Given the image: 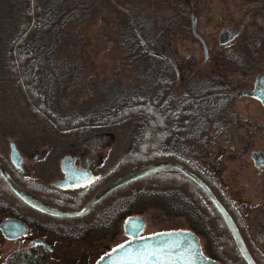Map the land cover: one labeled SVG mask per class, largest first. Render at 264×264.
<instances>
[{"label":"rangeland","instance_id":"rangeland-1","mask_svg":"<svg viewBox=\"0 0 264 264\" xmlns=\"http://www.w3.org/2000/svg\"><path fill=\"white\" fill-rule=\"evenodd\" d=\"M8 1L0 0V58H4L1 52L8 51L5 44L10 43L22 25L21 12L17 14L16 10L8 18V8L13 4ZM59 3L65 5L70 15L60 30L61 44L55 62L61 68L64 65L63 70L74 63L79 68L73 77L64 71L60 74L66 86L59 99L62 106L80 108L89 102L97 103L102 89L106 90V96H113L115 93L121 95L119 89L123 88L125 95L130 97L134 94L146 96L157 87L152 83L158 70L154 60L158 59L146 55L143 60H135L137 54L133 42L140 50L143 46L134 31L123 24L124 16L129 14L141 36L162 45L164 54L175 63L174 78L161 84L166 106L172 101L179 103L176 98L182 91L189 97L212 94L217 89L223 91L215 101H207L201 110L200 103L194 108L190 126L180 137L178 151L190 153L192 161L216 185L220 199L239 218L248 205L251 209L252 204L261 202L264 169L259 171L254 166L251 152L264 151V107L252 98L233 95V91L251 88L256 76L264 72V0H60ZM15 5L19 11L23 6L20 3ZM193 16L196 31L208 47L207 56L202 42L193 33ZM225 29L239 30L240 35L227 44H220L219 35ZM44 40L51 42V39ZM148 59L153 62L151 67L146 62ZM1 74L3 83L0 86L7 91L0 90V150L9 167L14 168L17 174L26 175L28 172L26 177L35 182L42 179L46 183L57 181L62 178V173L60 167L53 170L52 162L59 163L72 150L84 151L85 144L90 140L86 138L88 133L58 134L46 122L27 114L21 100L14 92L8 91V74ZM82 84L85 88L80 90ZM104 132L105 138L100 137V141L92 139L93 143L87 146L88 153L83 154V160L88 157L96 162V157L90 155V148L102 143L103 148L98 154H102V158L96 163L97 179L117 166L129 151L134 137L131 127H116ZM17 142L23 146L21 151L26 158L21 167H16L10 159L11 145L14 143L18 148ZM59 147L61 150H58ZM48 152L51 155L47 157ZM168 180L167 183H174L176 177H169ZM186 186L191 187L189 184ZM96 189L81 198L79 207L89 200ZM2 200L0 197V220L17 210L25 215L31 214L30 210L28 212L19 204L6 200V204L13 207L7 212ZM107 204L103 202L88 213L81 225L96 227L91 235L81 237L83 241L78 243L71 238L78 239L75 236L84 229L63 234L61 230L67 226L66 222L57 226L55 222L46 221L45 225L53 228L33 226L31 238L8 241L0 238V264L12 251L31 245L35 239H41L52 247L46 264H96L117 245L129 240L123 225L127 218L135 215L146 219L142 236L194 230L189 216L155 206L140 210L133 207L127 211L119 206L115 229L111 225L102 227L100 215ZM256 220L257 213H254L252 222ZM57 227L61 232L56 230ZM207 228L203 231L196 226L204 254L221 264H228L224 261L226 257L221 239L208 236L211 232Z\"/></svg>","mask_w":264,"mask_h":264},{"label":"trees","instance_id":"trees-1","mask_svg":"<svg viewBox=\"0 0 264 264\" xmlns=\"http://www.w3.org/2000/svg\"><path fill=\"white\" fill-rule=\"evenodd\" d=\"M59 1H8L10 4L13 3L11 4L12 7L8 8V18L17 10V14L20 12L22 14L20 19L22 25L10 43H4L6 46L8 45V51L1 52L4 58H0V83H3L1 73L8 74V91L14 92L18 100H21L27 114L46 122L58 134L81 132L88 133V136L94 133L103 135L104 130H111L116 127H131L134 133L132 145L129 151L119 160L117 166L103 179V181H106L105 183L118 175L147 164L162 160H173L185 165L200 176L219 197L215 188L216 185L211 182V178L192 161L189 152L178 151V144L181 135H184L190 126L194 108L200 103L199 110H201L207 101H215L223 91L217 89L215 93H204L196 97H189L188 93L182 91L176 98L179 103L172 101L166 106L164 87L161 84L174 78L173 69L175 67L158 54H152L144 48L140 50L133 42L134 52L137 54L135 60H143L146 55L158 59V61L154 60V66L158 70L152 83H155L154 87L157 86L156 88H153L146 96H136L134 94L130 97L127 94L125 95L126 90L123 88L119 89L121 95L115 93L113 96H106V90L102 89L99 92L101 99H98L97 103L92 104V102H89L80 108L62 106L59 99L63 95L66 86L64 85L65 79L60 74L64 71L73 77L78 73L79 68L74 63L63 70L64 65L61 68L55 62L56 52L61 44L60 30L63 23L67 21L68 15H70L66 12L65 5L60 4ZM15 3L23 5L20 11ZM2 13L4 12L2 11ZM124 17L125 23L123 24L133 30L131 16L128 14ZM1 26L2 22L0 21V30ZM42 36H44V39H51V42L48 43L49 40L41 39ZM147 45L160 53H164V47L156 44L151 39L147 41ZM146 62L150 64L149 67L153 64L150 59ZM85 84H82L83 87L80 90L85 88ZM0 90L7 91L4 86H0ZM0 161L19 184L48 203L75 210L85 205L79 207L80 202H82L81 197L72 198L69 195L58 193L30 180L26 175L17 174L14 168L9 167L1 150ZM173 176L176 177L174 183H167L168 178ZM108 177L109 179L112 178L109 180ZM188 184L191 185L190 188L186 186ZM0 197L9 203L19 204L28 212L30 210L32 213H38L28 208L16 196L1 176ZM103 202H108V204L102 214H108L111 220L112 218L115 220L119 206H122L121 210L125 211L133 207L140 210V208L146 206H155L162 210L166 209L168 212L189 216L188 219L194 226L192 232L198 234L196 226L203 231H207V227H209L211 234H208V236L214 235L221 239L223 254L226 257L224 261L228 264H247L243 260L226 223L209 197L196 183L180 172H159L124 185L109 194L97 206L103 204ZM223 204L230 211L243 234L241 218L236 216L226 203L223 202ZM190 210L193 211V214ZM88 215L61 220L66 223L82 224ZM247 245L257 263L264 264V260L258 257L256 251L251 248L248 242ZM48 254L49 251L44 246L31 244L12 251L3 264H46Z\"/></svg>","mask_w":264,"mask_h":264},{"label":"water","instance_id":"water-1","mask_svg":"<svg viewBox=\"0 0 264 264\" xmlns=\"http://www.w3.org/2000/svg\"><path fill=\"white\" fill-rule=\"evenodd\" d=\"M131 23L138 40L141 43H144L145 40L140 35L139 30L134 26V22L132 21ZM193 29L194 32H196L194 24ZM239 35V30L225 29L219 35V43L227 44L233 41ZM202 42L207 56L208 47L203 39ZM151 52H155V50L153 49L151 50ZM161 55L166 58L170 62V64H172V66L175 67V63L170 57L166 56L165 54ZM236 93L256 96L260 98L264 103V76L258 77L255 90L248 92L237 90ZM252 158L256 166L264 163V153L256 152L252 155ZM10 159L16 167H21L22 163L26 160V158L20 153L19 149L14 143L10 148ZM259 159H261L260 162H258ZM61 168L64 172V178L55 183V185L59 187L66 188L83 185L90 182L94 178V175L89 168L81 169L76 165V157L74 156H65L61 161ZM164 171L180 172L190 180H192L194 183H196L209 197V199L223 218L243 260L247 264H258L253 257L236 220L223 204V202L219 199L214 190L200 176L177 161H157L118 175L101 186L99 190L92 196V198L81 209L78 210L61 208L41 199L25 187H23L21 184H19L10 174V172L5 168L4 164L0 161V176L7 182L13 193L23 203L37 212L60 219H73L85 216L96 204H98L102 199H104L106 196H108L118 188L141 180L150 175ZM19 222L21 221L8 220V223L7 221H5L0 225V229L4 231V234L8 236L9 239H17L21 236L27 235L28 229L26 224H24L23 222L22 224H20ZM5 226L8 227V231L5 230ZM145 226L146 219L144 216L132 217L127 219L125 222L126 234L134 237V239L121 244L123 245V247L121 248L115 247L96 264H133L130 259L125 258V253H127L130 249L133 250V253H135L137 250L146 247L152 248L171 245H177L178 247L165 248V251L171 254L172 259L164 261V264H221L218 261L208 258L204 254L199 237L194 232L186 230H176L158 232L151 235L138 237L140 233L144 231ZM19 230L20 232L18 233L17 231ZM33 242L36 244H41L50 250L52 249L49 244L41 239H35L33 240ZM148 264H159V261H149Z\"/></svg>","mask_w":264,"mask_h":264},{"label":"flooded vegetation","instance_id":"flooded-vegetation-1","mask_svg":"<svg viewBox=\"0 0 264 264\" xmlns=\"http://www.w3.org/2000/svg\"><path fill=\"white\" fill-rule=\"evenodd\" d=\"M132 22V21H131ZM134 22V21H133ZM192 22H193V24L195 25V17L193 16L192 17ZM192 24V25H193ZM131 25H132V23H131ZM134 26H135V24H134ZM133 27V26H132ZM136 27V26H135ZM193 27V26H192ZM137 28V27H136ZM138 29V28H137ZM196 29V28H195ZM135 33V32H134ZM139 33H140V31H139ZM193 33L198 37V39L202 42V38H201V36L200 35H198V33H197V31L196 32H194V29H193ZM141 35V34H140ZM135 36H136V34H135ZM137 37V36H136ZM137 40H138V38H137ZM145 40V42L144 43H141L139 40H138V42H139V44H141L142 46H143V48L145 49V50H147V51H149L150 53H152V54H158L159 56H161V57H163L161 54H164L163 52H158V51H156V49H154L155 50V52H151V50H153L150 46H148L147 45V40L146 39H144ZM202 44H203V42H202ZM203 47H204V45H203ZM204 50H205V48H204ZM205 54H206V52H205ZM166 55V54H165ZM166 56H168V55H166ZM169 57V56H168ZM164 58V57H163ZM207 58V57H206ZM166 59V58H165ZM259 76H264V72L263 73H260V74H258L257 76H256V78H255V80H254V84H253V86L251 87V88H249V89H242L241 91H243V92H248V91H253V90H255V88H256V81H257V79H258V77ZM236 91L237 90H234L233 91V95H242V96H244V97H247V98H252V99H254V100H256V101H258L263 107H264V103L262 102V100L260 99V98H258V97H256V96H251V95H246V94H237L236 93ZM100 137H103V138H105V136H104V134L103 135H101V134H98V133H94V134H91V136L89 137H86V138H88V139H90L89 141H87V143L85 144V150L84 151H80L79 152V150L78 149H75V150H72L71 152H69V153H67V154H65L62 158H61V160H60V162L58 163V162H56L55 163V161H51L52 162V166H53V170L55 169V171H56V169H59V167H60V171H61V173H62V178H60V179H58L57 181H60V180H62L63 178H64V172L62 171V168H61V161H62V159L65 157V156H68V155H70V156H74V157H76V165L79 167V168H81V169H84V168H89L91 171H92V173H93V180H91L90 182H88V183H85V184H83V185H79V186H75V187H66V188H63V187H59V186H56L55 185V183L57 182V181H50V183H46L45 182V180L44 179H42L40 182H38V183H40L43 187H45V188H48V189H50V190H54V191H56V192H58V193H63V194H65V195H69V196H71L72 198H76V197H81V198H85L86 197V195L87 196H89V194H90V192H92L93 190H94V188H97L93 193H92V196L99 190V188L101 187V186H103L105 183L104 182H102L103 181V179L106 177V175L108 174V172L105 174V176H101V178H99V179H97V164L96 163H99V158H102V154L101 155H98L99 154V152L102 150V148H103V146L101 147V145H102V143H100L99 142V146L98 147H95L94 145H92L91 146V148H90V155H92V156H95L96 158H94V160L96 161V162H93V161H91L88 157H86V158H84L85 160H83V154H87L88 152H87V150L89 149V147H87V146H89V144H92L93 143V140L92 139H97V141H100ZM17 145H18V149H19V151H20V153L23 155V153H22V151L21 150H24L23 149V146H21V144L20 143H18L17 142ZM64 147H65V143H64ZM21 148V149H20ZM107 149V147L105 148V150ZM58 150H61V148L59 147L58 148ZM64 150H62V151H60V152H63ZM256 152H259V153H264V151H252L251 152V159H252V161H253V163H254V166L259 170V171H261L262 169H264V163H262V164H260L259 166H256V164H255V162H254V160H253V158H252V155L254 154V153H256ZM50 154V152H48V155H47V157L48 156H50L49 155ZM53 155V154H52ZM24 156V155H23ZM36 157H38V155L36 156ZM107 157V156H106ZM47 161V159L45 160V161H42V163H45ZM261 161V159H259V161L258 162H260ZM25 162V161H24ZM24 162L22 163V164H24ZM95 168H94V167ZM56 167H58V168H56ZM26 175H29L28 174V172H26ZM71 193H75V194H71ZM92 196L90 197V199L92 198ZM108 196H106L104 199H102L99 203H101L102 201H104L106 198H107ZM89 199V200H90ZM4 200V199H3ZM2 200V201H3ZM88 200V201H89ZM87 201V202H88ZM4 202V205L6 206V207H4V209H6V211L8 212V211H12V205L10 204L9 206H8V204H6V200H4L3 201ZM86 202V203H87ZM85 203V204H86ZM25 204V203H24ZM28 206V205H27ZM97 206V204L94 206V207H96ZM249 206L250 205H248V207H247V209L246 210H242V212H241V222H242V227H243V234H244V239H245V241H247L248 242V244L251 246V248L253 249V250H255L256 251V253H257V255H258V257L259 258H261L262 260H264V194H263V197H262V200H261V202H258V203H256V204H252V208L250 209L249 208ZM93 207V208H94ZM251 207V206H250ZM28 208H30L29 206H28ZM82 208V207H81ZM80 208V209H81ZM93 208L91 209V211L93 210ZM72 210H75V209H72ZM18 211V212H17ZM16 212H14V211H12L13 213L11 214V216H5L4 218H2L1 220H0V225L1 224H3L5 221H7V223H8V220H19V221H21V222H19L20 224H22V222L24 223V224H26V226H27V229H28V234L27 235H24V236H21V237H27V238H31V227H33V226H37V225H41V226H44V227H49V228H53V227H51V225H45V223H46V221L48 222V223H50V222H55L56 223V225L57 226H61V225H64L63 223H65V222H63L60 218H54V217H51V216H48V215H46V214H43V213H40V212H38V213H32L31 212V214H34L35 216H33V215H31V214H29V215H25L26 213H23L22 211H19V210H17ZM90 211V212H91ZM90 212H88V213H90ZM87 213V214H88ZM254 213H257V220H256V222L255 223H253L252 222V217H253V215H254ZM86 214V215H87ZM117 215V214H116ZM138 216H141V215H135V216H131V217H129V218H132V217H138ZM102 219H103V223H102V227H104L105 225H111L114 229H115V225H116V222H115V220H114V218H112V220L110 219V216L108 215V214H102L101 216H100ZM129 218H127V219H129ZM111 220V221H110ZM50 221V222H49ZM126 222V221H125ZM125 222H124V225H123V231H124V234L126 235V236H128V238H129V240H132V239H134V237H131V236H129L128 234H126V228H125ZM8 225V224H7ZM67 226L66 227H64L61 231L63 232V234H68L69 232H71V231H75V230H77V229H84V231L83 232H79L75 237H78V239H72L71 238V240H73V241H77V243L78 242H81V241H83V240H81L82 238L81 237H83V236H86L87 234H89V235H91L92 234V232H93V230H94V228L96 227V226H92V225H90V224H85L84 226H86V227H84V226H82L81 224H75V223H72V222H68V224H66ZM89 225V226H88ZM12 226H13V224H12ZM6 227V231H8V227L7 226H5ZM83 227V228H82ZM57 231H59V232H61L60 231V227H57V229H56ZM145 230V229H144ZM18 233L20 232V230L19 231H17ZM23 232H24V230H23ZM144 232V231H143ZM143 232L142 233H140V235L138 236V237H143L142 236V234H143ZM242 234V235H243ZM145 236V235H144ZM21 237H19V238H21ZM0 238H2L3 239V241H8V240H16V239H9L8 238V236H6L5 234H4V231L2 230V229H0ZM18 239V238H17ZM128 240V241H129ZM246 242V243H247ZM31 244H36V243H34V242H32ZM41 245V244H40ZM43 246V245H42ZM45 247V246H44ZM49 252H51L52 251V249L50 250V249H48L47 247H45ZM215 261H217V260H215ZM257 262V261H256Z\"/></svg>","mask_w":264,"mask_h":264},{"label":"snow or ice","instance_id":"snow-or-ice-1","mask_svg":"<svg viewBox=\"0 0 264 264\" xmlns=\"http://www.w3.org/2000/svg\"><path fill=\"white\" fill-rule=\"evenodd\" d=\"M142 239V238H141ZM117 248L123 247V245H117ZM167 247H178L177 245L164 246V247H152L142 248L133 253V250H129L125 253V258L130 259L133 264H148L149 261H159V264H164V261L171 260L170 253L165 251Z\"/></svg>","mask_w":264,"mask_h":264}]
</instances>
